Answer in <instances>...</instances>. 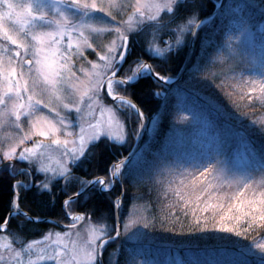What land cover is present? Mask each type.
Listing matches in <instances>:
<instances>
[{
  "label": "snow or ice",
  "instance_id": "6c2138e0",
  "mask_svg": "<svg viewBox=\"0 0 264 264\" xmlns=\"http://www.w3.org/2000/svg\"><path fill=\"white\" fill-rule=\"evenodd\" d=\"M259 7L264 15V0ZM232 11L223 0H0V180L9 188L0 208V264H175L161 258L168 249L151 243L150 230L159 225L175 231L177 224L183 230L184 221L192 231L211 230L233 246L183 264H264V142L257 145L247 129L218 135L208 152L190 148L152 159L117 152L101 162L97 151L101 144L123 145L129 136L139 140L146 122L156 128L164 117L174 126L201 121L202 111L188 98L216 74L198 63L162 74L159 63L140 55L131 59L134 39L143 35L144 53L168 63L181 54L187 36L197 38ZM250 20L235 22L238 34L227 35L212 63L227 70L218 87L232 90L234 111L253 117L248 127L264 136V116L256 115L257 109L264 112V44L249 63L235 43L252 42ZM105 34L112 39L101 45ZM93 53L96 59L87 60ZM145 79L155 81L152 94L162 101L152 117L133 99L134 87ZM128 121L135 125L131 131ZM230 138L243 144L245 159L225 166L220 157ZM100 170L103 175L95 174ZM145 182L159 185L184 221L175 211L124 216L127 186ZM30 194L58 202L68 230L27 243L9 231L13 220L18 226L42 222L22 206ZM96 196L109 202L111 223L99 222L108 219L103 214L94 221V212L77 210Z\"/></svg>",
  "mask_w": 264,
  "mask_h": 264
},
{
  "label": "trees",
  "instance_id": "16d2710c",
  "mask_svg": "<svg viewBox=\"0 0 264 264\" xmlns=\"http://www.w3.org/2000/svg\"><path fill=\"white\" fill-rule=\"evenodd\" d=\"M206 5H210L214 0H204ZM226 5L231 4L233 11L230 14L223 16H217L214 24H209L203 28L199 36L196 39V46L193 58L190 63H198L205 67L207 73H214L218 77L215 81L209 77V79L197 86L195 92L188 98V103L193 105L196 110L202 111V124H196L195 126H189V129H186L184 137L179 135L178 139H174L173 142L169 143L167 149L171 151L170 153H175L177 144L181 148L177 147L179 152L185 151L184 147H195L194 149L201 150V143L198 141V136H194L198 130L201 129L203 132L204 138H207L209 135L218 136L225 133L229 129H235L238 131H245L247 129L250 139L253 140L257 145L264 142V136L256 128H249L248 126L251 123L253 117H240L233 109L232 99L229 97V93L232 91L230 88L225 87L221 89L218 87V84L221 80L225 78L224 74H221L222 70L227 74V70L219 62L215 63L213 66L212 56L216 49L220 48L223 45L224 40L228 34L236 35L238 34V28L236 27V21L241 17L251 18L250 22L252 24L253 33L256 35L254 40V46L252 48H244L240 46V51L244 55L245 60L249 63L254 62L259 54L261 53V45L264 44V30H261V26H264V15H262V10L259 7L260 0H225ZM255 3L256 7H244L247 4ZM206 11H212L211 7L206 9ZM205 13L201 14V19L204 18ZM231 30V31H230ZM144 36L136 37L133 43V55L131 59H135L137 55L143 56L144 59H148L149 63H159L161 68L158 69L162 72H171L177 66L181 69L183 68L191 42V36L186 37V46L178 57H173V59L168 63H162L161 60H152L150 59L143 51L144 45ZM167 39V37H165ZM238 44L237 42H235ZM128 65H125V68ZM240 67L247 68V64H242ZM251 71H245V75H251ZM156 89L155 81L151 79H145L138 83L134 87L133 99L137 102L141 108L146 112L147 116L152 117L154 113L159 110V105L162 103L159 97L154 96L152 93ZM110 102V98H108ZM208 105H206V103ZM208 106V107H207ZM213 106V107H212ZM219 108L220 111L217 112L216 109ZM246 111H252V109H246ZM257 116H264V112H260L257 109ZM209 124V125H207ZM151 123L147 122L146 132L144 140L141 144L140 149L137 153L144 156L146 159H152L155 156H159L163 151V143L165 138L170 137L176 133V126L173 125L172 119L170 117H164L160 120L158 126L154 128V133L150 137V132L147 131L150 128ZM243 125V126H242ZM128 129L131 131L135 128V125L131 122H127ZM192 129H194V135H192ZM172 134V135H171ZM150 137V138H149ZM196 139V140H195ZM237 140V138L228 139V143L225 146L226 148H231L230 143ZM136 139L132 136L128 137V141L123 144H116V147L105 146L101 144L98 146L97 151L100 153L99 160L103 162L106 159H109L118 152L121 157L128 156ZM172 141V139L170 140ZM166 143V146H167ZM236 144V143H235ZM243 144L240 143L234 145L237 152L240 153L243 150L241 147ZM244 147V146H243ZM183 149V150H182ZM168 153V154H170ZM228 157L225 160L228 162L231 159L230 150H228ZM222 159V156L220 157ZM22 166V165H21ZM103 168V163H101V169ZM82 174V173H81ZM95 174L103 175V171H96ZM18 179H23V177H17ZM91 178V177H89ZM9 199V188L6 180H0V208L8 201ZM109 202L102 196H96L90 200L87 204H83L78 211H90V213H95L93 220L97 221L102 214L108 219L106 221L99 220L101 223H111V217L109 213ZM141 206L144 210V215L149 217L155 215L157 217L168 214L172 211H175L177 215L180 216V219L184 221L182 212L179 208L170 209V200L165 198L160 190L159 185L152 184L149 182L141 183L133 186L131 183L127 186L126 190V206L122 210L124 216H127L134 206ZM23 207L25 210H30L29 214L36 216L39 215L41 220H52L57 223L41 222L38 224L27 223L22 225H17V221L13 220L10 224L9 231H14L19 233L24 237V242L31 241L32 239L42 238L49 231H64L65 228L58 226L59 223L68 225L69 221L66 220L60 210V204L58 202H50L48 197H41L36 195H29L23 202ZM23 219V218H18ZM171 227V225H168ZM151 231V243L156 246H163L168 249L166 253L168 257H178L181 260V263L187 260L197 258L198 255H193L192 253L187 252L186 248L180 247L183 245L198 247L197 250L200 251L201 248L212 246V245H222L227 247H232L231 241L220 240L218 236L213 231L209 230L208 232H198L192 231L188 227L187 221H184V228L181 230L180 224L176 225L175 231H165L162 230L159 225L155 230ZM235 239V238H234ZM242 239V238H241ZM251 237H249L250 241ZM117 245H112L106 252L105 257L108 253L115 249ZM180 247V248H179ZM230 247V248H231ZM165 257V254L162 255ZM123 259V257H121ZM169 260V259H168Z\"/></svg>",
  "mask_w": 264,
  "mask_h": 264
},
{
  "label": "rangeland",
  "instance_id": "374dc122",
  "mask_svg": "<svg viewBox=\"0 0 264 264\" xmlns=\"http://www.w3.org/2000/svg\"><path fill=\"white\" fill-rule=\"evenodd\" d=\"M261 30H264V26H261ZM253 31V30H252ZM110 39H112V37L111 36H108V35H102L101 37H100V39H99V43L101 44V45H104V44H107V42H108V40H110ZM256 39V35L254 34V37H253V39H252V42L250 43V44H247V45H245V44H241V42L240 41H236L237 43H238V45L239 46H241V47H244V48H252L253 46H254V43H255V40ZM261 54V53H260ZM260 54H259V56H260ZM258 56V57H259ZM86 59L87 60H94V59H96V56H95V54L93 53V54H86ZM80 61H78L77 62V66L79 67L80 66ZM84 66L85 67H89V65H87V63H84ZM208 103L209 102H207L206 103V105H208ZM208 107V106H207ZM213 107V106H212ZM72 115L74 116L75 114H74V111H73V113H72ZM196 124L197 123H191V124H188V125H179V126H176V133L177 134H175V135H172V136H170V137H168L167 136V138H165V140H164V143H163V151H162V153H160L159 154V156H161V155H169L168 153H170L171 151H169L168 149H167V147L169 146V143H167L168 141L169 142H173L174 141V139H178L179 138V135L181 136V137H184V134L185 133H187L186 132V129H189V126H195V130H196ZM202 124V121H200L199 122V125H201ZM146 125H147V123H146ZM207 125H209V124H207ZM147 127V126H146ZM77 131H78V129H77ZM147 131H149L150 132V137H151V135L154 133V128H153V126H152V124L150 125V128L147 130ZM203 132H206V131H201V129L200 130H198V132H196V134L194 135V129H192V132H190V133H192V135H194V136H198L199 138H198V141H200V143H201V145H202V147H201V151H204V152H208L210 149L211 150H214V148H215V145H216V142H217V140H216V138H217V136H214V135H209L207 138H204L203 136H204V134H203ZM149 137V138H150ZM172 139V141H170ZM196 140V139H195ZM127 141H128V138H127ZM236 144H238V143H240V145L242 144L241 142H240V140L237 138V140H235L234 141ZM166 143H167V146H166ZM235 143H233V142H231L230 143V149L229 148H224V150H223V155H221L222 156V161L224 162V164H225V166H232V165H234V164H237V163H243V161H244V159H245V153H246V150H245V148L242 146L241 148L243 149V150H241L242 152H240V153H238L237 152V149H236V147H233L234 145H236ZM125 144V143H124ZM180 145L179 144H177V147H179ZM183 146V148L186 150V149H190V148H195V147H192V145L190 146V147H184V144L182 145ZM177 147H176V149L174 150L175 151V153H170V154H178V153H180L179 152V150H177ZM179 148H181V147H179ZM183 150V149H182ZM228 150H230V153H231V159H229L228 160V162L230 163V164H228L227 163V161L225 162V160L227 159V157H228ZM223 157H225V160H224V158ZM130 213H135V214H137V215H144V210H143V208L141 207V206H134V208L132 209V211L130 212ZM68 230V229H67ZM67 230H64V231H67ZM48 233V232H47ZM46 233V234H47ZM45 234V235H46ZM39 239H43V237L42 238H39ZM72 239H75V237L73 236L72 237ZM28 242H30V241H28ZM27 243V242H26ZM233 246V245H232ZM180 247H182L183 249L184 248H186L187 249V252H189V253H192L193 255H198L197 256V258H200V259H203V258H205V257H207L214 249H216V248H220V247H224V248H230V247H227V246H222V245H219V244H215V245H212V246H207V247H204V248H201L200 249V251H198L197 250V248L198 247H191V246H186V245H183V246H181L180 245ZM179 247V248H180ZM162 259H166V260H168L169 259V261H174L175 262V264H183V263H181V260L178 258V257H173L174 259H172L171 257H168L167 256V254H165V257L164 256H162L161 257Z\"/></svg>",
  "mask_w": 264,
  "mask_h": 264
},
{
  "label": "water",
  "instance_id": "95a60500",
  "mask_svg": "<svg viewBox=\"0 0 264 264\" xmlns=\"http://www.w3.org/2000/svg\"><path fill=\"white\" fill-rule=\"evenodd\" d=\"M223 2H225V0H223ZM196 39H197V38L193 39V38L191 37V42H190L189 52H188V56H187V59H186V62H185V64H184V66H185L186 64H189V63L191 62L192 58H193L194 51H195V46H196ZM184 66H183V67H184ZM182 69H183V68H182ZM145 131H146V128L143 130L141 138H140L139 140H136L135 145H134V147H133V149H132L131 152H133V151L137 152V151H138V149L140 148V146H141V144H142V141H143V139H144ZM41 221H42V222H48V221H52V220H48V219H46V220H41ZM40 223H41V222H40ZM58 226H60L61 228H67V225H64V224H62V223H59Z\"/></svg>",
  "mask_w": 264,
  "mask_h": 264
}]
</instances>
